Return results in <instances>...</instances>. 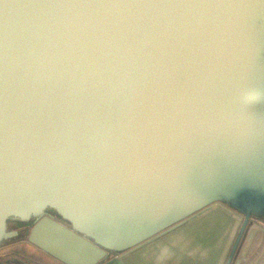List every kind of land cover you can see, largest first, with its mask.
<instances>
[{
    "label": "water",
    "instance_id": "water-1",
    "mask_svg": "<svg viewBox=\"0 0 264 264\" xmlns=\"http://www.w3.org/2000/svg\"><path fill=\"white\" fill-rule=\"evenodd\" d=\"M6 248L264 264V0H0Z\"/></svg>",
    "mask_w": 264,
    "mask_h": 264
},
{
    "label": "crops",
    "instance_id": "crops-1",
    "mask_svg": "<svg viewBox=\"0 0 264 264\" xmlns=\"http://www.w3.org/2000/svg\"><path fill=\"white\" fill-rule=\"evenodd\" d=\"M12 248L14 247L11 246ZM9 249H4L0 251V264H58L57 262H55L54 260H52L51 258H48L44 255H42V253L40 252H36L37 254H39L42 257H45V262H41L38 261L34 258L25 256L23 254L20 253H9L8 252ZM32 252H34V250L30 249Z\"/></svg>",
    "mask_w": 264,
    "mask_h": 264
}]
</instances>
